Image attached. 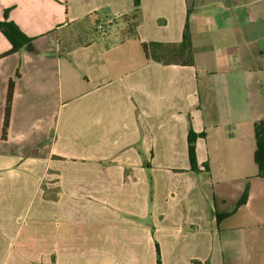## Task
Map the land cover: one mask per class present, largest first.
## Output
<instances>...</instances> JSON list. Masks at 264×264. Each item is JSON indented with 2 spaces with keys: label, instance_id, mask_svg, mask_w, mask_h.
<instances>
[{
  "label": "crops",
  "instance_id": "0c3cea01",
  "mask_svg": "<svg viewBox=\"0 0 264 264\" xmlns=\"http://www.w3.org/2000/svg\"><path fill=\"white\" fill-rule=\"evenodd\" d=\"M135 10L0 0L31 40L0 58V264H264V0H140L129 35ZM186 23L193 66L147 59Z\"/></svg>",
  "mask_w": 264,
  "mask_h": 264
},
{
  "label": "trees",
  "instance_id": "16d2710c",
  "mask_svg": "<svg viewBox=\"0 0 264 264\" xmlns=\"http://www.w3.org/2000/svg\"><path fill=\"white\" fill-rule=\"evenodd\" d=\"M136 10L130 16H126L128 20V34L132 35L135 32V27L140 23V14L139 6L140 0H134ZM8 11L5 12V18H7ZM0 30L11 43L12 48L10 51L2 54L0 58L14 54L24 47H26L31 40L27 38L18 28L10 23L5 21H0ZM143 51L148 60L157 62L164 66L177 65V66H193L195 63L194 59V50L191 41V35L189 31V25L186 23L183 40L178 44L172 43H156L148 42L142 44ZM19 77V74H17ZM15 81L10 80L8 86L6 108H5V117L2 130V139H6L7 131L10 124V117L12 111V101L14 94ZM198 135L190 133L189 136V154H190V163L193 170L197 168V162L195 157V144ZM199 137H203V134H200ZM255 137L257 149L255 152V162L258 165V177L264 178V118L255 123ZM206 169L208 170V165L206 164ZM246 194H244L240 204H243L246 200ZM158 264H160V259L158 258Z\"/></svg>",
  "mask_w": 264,
  "mask_h": 264
},
{
  "label": "rangeland",
  "instance_id": "374dc122",
  "mask_svg": "<svg viewBox=\"0 0 264 264\" xmlns=\"http://www.w3.org/2000/svg\"><path fill=\"white\" fill-rule=\"evenodd\" d=\"M93 25L94 24H91V27H93ZM95 28V27H94ZM93 29V28H92ZM93 33L95 32L94 30L92 31ZM102 33V32H101ZM100 33V34H101ZM100 34H98V35H100ZM41 161H43V160H41ZM53 171V170H52ZM51 174H53V172H51ZM52 180V179H51ZM48 181V180H47ZM46 181V182H47ZM49 184V182L46 184V183H44V185L47 187V185ZM43 185V184H42ZM42 197H47V192H46V188L45 187H43L42 186V192L40 193V198H42ZM27 208V206H26V204H24V203H20L19 204V206L17 207V210H18V214H22V212H24V210ZM32 214H35V211L33 210L32 212H31ZM4 258V256H0V262H1V260Z\"/></svg>",
  "mask_w": 264,
  "mask_h": 264
},
{
  "label": "built area",
  "instance_id": "2783aa9c",
  "mask_svg": "<svg viewBox=\"0 0 264 264\" xmlns=\"http://www.w3.org/2000/svg\"><path fill=\"white\" fill-rule=\"evenodd\" d=\"M105 27H106L105 24H99V25L97 26L98 30H104Z\"/></svg>",
  "mask_w": 264,
  "mask_h": 264
}]
</instances>
